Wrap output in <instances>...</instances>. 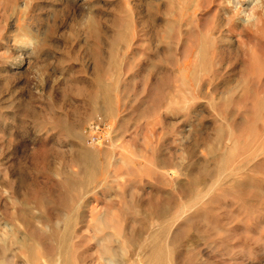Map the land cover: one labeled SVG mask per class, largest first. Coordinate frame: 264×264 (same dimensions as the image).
I'll list each match as a JSON object with an SVG mask.
<instances>
[{
	"label": "rangeland",
	"instance_id": "rangeland-1",
	"mask_svg": "<svg viewBox=\"0 0 264 264\" xmlns=\"http://www.w3.org/2000/svg\"><path fill=\"white\" fill-rule=\"evenodd\" d=\"M0 260L264 264V0H0Z\"/></svg>",
	"mask_w": 264,
	"mask_h": 264
},
{
	"label": "built area",
	"instance_id": "built-area-1",
	"mask_svg": "<svg viewBox=\"0 0 264 264\" xmlns=\"http://www.w3.org/2000/svg\"><path fill=\"white\" fill-rule=\"evenodd\" d=\"M100 139H101V133L97 129L96 131H94V133H91L87 137V142L89 144H98V141H100Z\"/></svg>",
	"mask_w": 264,
	"mask_h": 264
},
{
	"label": "bare ground",
	"instance_id": "bare-ground-1",
	"mask_svg": "<svg viewBox=\"0 0 264 264\" xmlns=\"http://www.w3.org/2000/svg\"><path fill=\"white\" fill-rule=\"evenodd\" d=\"M251 17H252V16H251ZM251 17H250V18H251ZM253 17H254V16H253ZM252 19H253V18H252ZM245 20H246V18H245ZM28 248H29V247H28ZM29 253H30L31 262H32L33 260L35 261L36 258H37V260H39L38 257H37L38 255L36 254V250H35V248L30 249V250H29ZM37 260H36V261H37ZM0 261H1V260H0ZM34 261H33V262H34ZM2 264H3V262H2ZM7 264H8V263H7ZM33 264H35V263H33Z\"/></svg>",
	"mask_w": 264,
	"mask_h": 264
}]
</instances>
